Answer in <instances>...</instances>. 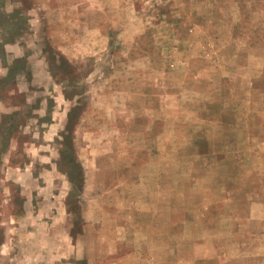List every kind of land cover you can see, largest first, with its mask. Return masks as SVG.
I'll return each mask as SVG.
<instances>
[{
  "label": "rangeland",
  "instance_id": "1",
  "mask_svg": "<svg viewBox=\"0 0 264 264\" xmlns=\"http://www.w3.org/2000/svg\"><path fill=\"white\" fill-rule=\"evenodd\" d=\"M0 264H264V0H0Z\"/></svg>",
  "mask_w": 264,
  "mask_h": 264
}]
</instances>
